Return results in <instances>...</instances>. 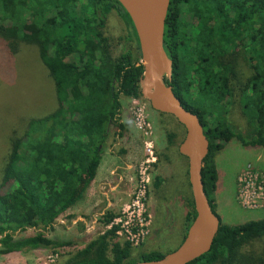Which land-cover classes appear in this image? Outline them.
Masks as SVG:
<instances>
[{"label":"trees","instance_id":"16d2710c","mask_svg":"<svg viewBox=\"0 0 264 264\" xmlns=\"http://www.w3.org/2000/svg\"><path fill=\"white\" fill-rule=\"evenodd\" d=\"M112 13L124 33L117 54L115 39L104 32ZM0 38L11 54L20 44L36 47L57 103L48 115L29 119L23 136L10 141L0 181V254L64 248L70 243L44 233L16 234L52 229L95 177L111 131L123 136L121 97H141L145 71L136 31L116 0H0ZM163 46L173 63L165 82L198 116L209 145L202 181L215 213L213 153L232 140L264 149V0H170ZM241 60L251 75L240 81ZM237 102L251 125L247 134L225 117ZM188 206L189 227L192 199ZM115 232L98 236L61 264H135L164 256L150 252L132 259L130 245L116 241ZM257 241H264V219L234 226L220 221L209 252L189 264H264V252L242 251Z\"/></svg>","mask_w":264,"mask_h":264},{"label":"rangeland","instance_id":"374dc122","mask_svg":"<svg viewBox=\"0 0 264 264\" xmlns=\"http://www.w3.org/2000/svg\"><path fill=\"white\" fill-rule=\"evenodd\" d=\"M104 32L115 39L113 53L117 54L121 49L117 41L124 33L115 13L108 16ZM250 75L251 70L241 60L237 80ZM56 105L53 82L36 47L20 44L17 53L11 54L6 41L0 38V181L10 141L23 136L29 119L48 115ZM121 105L123 136L111 131L97 173L82 198L58 215L52 229L39 226L16 234V238H25L44 233L70 245L0 254V264H61L108 232V224L118 223L113 227L119 229L129 222V216L136 219V214L127 211L136 202L142 224L139 235L130 242L126 233L115 234L120 244L130 245L132 259L150 252L166 255L181 244L189 225L186 214L192 199L188 162L178 152L185 129L174 117L155 111L142 96L121 97ZM225 117L237 132L250 131L238 102ZM221 145L213 153L218 174L211 196L215 213L222 224L229 226L264 219V149L245 148L235 140ZM157 178L160 184L155 186ZM108 214L111 218L106 223ZM246 249L242 251L260 254L264 252V241L253 242Z\"/></svg>","mask_w":264,"mask_h":264},{"label":"water","instance_id":"95a60500","mask_svg":"<svg viewBox=\"0 0 264 264\" xmlns=\"http://www.w3.org/2000/svg\"><path fill=\"white\" fill-rule=\"evenodd\" d=\"M130 17L139 42L144 66L141 96L159 113L174 117L185 129V138L178 152L188 162L195 219L187 229L181 244L173 252L156 261L135 264H189L209 252L218 232L220 220L213 212L204 192L203 162L209 145L197 115L186 110L174 95L165 77L171 79L173 63L164 46V24L170 0H116Z\"/></svg>","mask_w":264,"mask_h":264},{"label":"built area","instance_id":"2783aa9c","mask_svg":"<svg viewBox=\"0 0 264 264\" xmlns=\"http://www.w3.org/2000/svg\"><path fill=\"white\" fill-rule=\"evenodd\" d=\"M137 206H138V204L136 202L135 204H133V206L130 209H127L128 212L137 215V218L136 219L132 218V216H129V218H128L129 219V222H126L125 226H123V225L122 226H118L119 229L117 227H113V225H118V223L108 224L109 226H107V228L109 229V231H110L111 228H112L111 230H113L114 228H116L115 234H118V235L124 234L125 235V233H126V235H128L127 239L130 242H132L133 240L135 241V239L139 235V232H140L141 227H142L141 220H140V218H138V216H140V214H138L136 212ZM131 221L133 222V224H130Z\"/></svg>","mask_w":264,"mask_h":264},{"label":"crops","instance_id":"0c3cea01","mask_svg":"<svg viewBox=\"0 0 264 264\" xmlns=\"http://www.w3.org/2000/svg\"><path fill=\"white\" fill-rule=\"evenodd\" d=\"M122 122V121H121ZM128 166V165H127Z\"/></svg>","mask_w":264,"mask_h":264}]
</instances>
